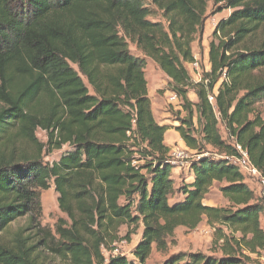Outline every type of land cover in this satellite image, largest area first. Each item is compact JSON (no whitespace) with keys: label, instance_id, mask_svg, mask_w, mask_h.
I'll use <instances>...</instances> for the list:
<instances>
[{"label":"trees","instance_id":"trees-1","mask_svg":"<svg viewBox=\"0 0 264 264\" xmlns=\"http://www.w3.org/2000/svg\"><path fill=\"white\" fill-rule=\"evenodd\" d=\"M209 3L213 14L231 12L212 32L210 70L194 82L186 66L196 62L191 45L201 47ZM146 58L178 96L184 115L175 130L197 155L193 181L176 188ZM262 100L264 0H0V232L29 216L36 239L21 229L0 242V264H46L44 253L59 264H147L153 248L167 252L178 227L192 231L203 220L230 231L217 229L222 256L176 252L159 264H248L264 250V186L256 198L227 158L239 145L264 177ZM37 129L52 149L69 150L45 164ZM20 144L38 150L25 154ZM207 146L216 153L206 155ZM51 183L65 215L54 231L34 223ZM213 183H224L227 207L203 204ZM130 225L142 228L132 258L105 257L130 240L118 235Z\"/></svg>","mask_w":264,"mask_h":264},{"label":"rangeland","instance_id":"rangeland-1","mask_svg":"<svg viewBox=\"0 0 264 264\" xmlns=\"http://www.w3.org/2000/svg\"><path fill=\"white\" fill-rule=\"evenodd\" d=\"M145 4L148 3L145 1ZM150 6V5H149ZM152 8V7H151ZM154 9V8H152ZM231 10H223L217 14H213L212 4L209 3L207 7V18L204 23V34L202 37L201 47H198V43L195 41L192 43L191 48L193 49V53L198 54V58L196 62L200 66L198 70H194L191 67H187L190 76L194 82H199L202 75V67H204L205 58L208 57V45L212 41V32L216 24L227 18L230 14ZM155 18L151 19H159V13L155 12ZM162 21V20H161ZM163 23V21H162ZM129 50L131 53L139 54L136 51L134 45L129 44ZM208 63V62H207ZM144 75L147 81V88L150 90L153 88L154 93L150 98L151 107L155 110V118L156 120H160L161 117H166L167 121L170 124H173L175 127L179 126L178 119L183 117V112L181 111L180 106L171 105L168 103L166 96L164 95V89L166 87V77L164 74L157 68V66L148 58H146V66L144 69ZM219 84L214 88L215 92L218 89ZM256 111L264 114V100L260 101L256 105ZM176 128L173 127V130ZM219 132L223 139L226 138V134L221 125H219ZM178 133V132H177ZM36 139L39 144L43 145L42 149V157L45 164H51L57 161L60 156L69 150L68 146L64 145L60 149H52L51 145L48 144V138L46 133L41 129H37L36 131ZM21 151L25 154H36L38 148L36 146L32 147L29 145L20 144ZM173 149H179L180 151H186L188 153V157L180 164L178 167H174L171 170V176L174 179V187L183 181V183L189 182L191 180V171L189 168L190 162L197 158V155L194 151L189 150L184 143L182 145L176 144ZM206 155L215 154L216 151L211 147L207 146ZM245 183L247 186L253 191L256 198H259L261 195L262 188L255 177L244 176ZM224 183H213L210 187L208 193L205 195L203 199V204L210 207H227L228 203L222 196L219 191V188L223 186ZM174 195H172L173 197ZM174 198V197H173ZM58 194L55 192L52 183L50 184V188L47 190L40 191V205L41 211L39 215L35 217V225H40L43 228H48L54 231L56 222L60 218L65 219V215H63L58 208ZM169 202L171 200L169 199ZM29 216L21 217L12 222L4 231L0 232V242L6 243L10 241L14 234L23 229L24 232L22 235L24 237H28L32 242H35V233L33 229H31L32 225L29 224ZM260 226L264 230V211L260 214ZM214 227V228H213ZM213 227L209 226L206 223V220H203L200 225L192 231L186 230L183 227H178L173 236L168 240V249L166 253H158L155 248L151 253L150 258L147 261V264H159L164 259H166L170 254L176 252H186V253H196L200 252L204 255L213 256L215 258H220L222 256L220 250L221 242H217L219 233L217 229L220 228L226 234L230 233L225 227H221L219 225H214ZM142 228L141 226H137L136 228L132 225L130 226H122L119 228V237H123L127 232L129 234V241H121L114 244V247L118 250L119 255H124L127 258H132V250L133 245L136 241L139 240L141 235ZM238 236V234H235ZM247 255V253H244ZM109 252L104 251V256L108 257ZM251 261L248 264H264V250L260 251L257 255H249ZM43 258H45L46 264H59V261L52 256L44 253Z\"/></svg>","mask_w":264,"mask_h":264},{"label":"built area","instance_id":"built-area-1","mask_svg":"<svg viewBox=\"0 0 264 264\" xmlns=\"http://www.w3.org/2000/svg\"><path fill=\"white\" fill-rule=\"evenodd\" d=\"M190 67L193 68L194 70L199 69V65L197 62H194L193 64H190ZM216 95L215 89L213 90L212 95H209L208 101L210 103L214 102V97ZM166 98L169 104L175 105V106H180V101L178 96L171 92V91H166ZM237 152V155L234 157L227 158L231 163L237 166V168L245 175L249 177H255L261 188L264 186V177L262 174L250 163L247 153L245 150H243L239 145L234 146ZM170 156V163L174 167L180 166L182 162L188 157V153L186 151H180L179 149H173L172 151L169 152ZM111 255H119L118 250L116 247L109 253Z\"/></svg>","mask_w":264,"mask_h":264},{"label":"crops","instance_id":"crops-1","mask_svg":"<svg viewBox=\"0 0 264 264\" xmlns=\"http://www.w3.org/2000/svg\"><path fill=\"white\" fill-rule=\"evenodd\" d=\"M193 50V49H192ZM193 52V51H192ZM193 56H194V59L195 60H197V58H198V54L197 53H193ZM146 60V59H145ZM208 62V57L207 58H205V61H204V67H203V70L204 71H206V72H208L209 70H210V65H209V62ZM186 67H190V65H187ZM146 79V78H145ZM166 82H167V78H166ZM154 88V87H153ZM153 88L150 90L149 88H147V90H148V96H149V98H151V96L153 95V93H154V90H153ZM167 83H166V87H165V89H164V95L166 96V91H167ZM188 98H189V100L191 101V102H196V95H195V93L193 92V91H190L189 93H188ZM151 110H152V113H153V117H154V119H155V121L159 124V125H161V126H164V127H167L168 129H167V131L165 132V135H164V143H165V145L170 149V151H172L173 150V148L175 147V145L176 144H178V145H182V140H181V138H180V136H179V134L176 132V131H174L173 130V127L174 128H176L173 124H170L166 119V117H161V119L160 120H156V118H155V115H154V113H155V110L157 111V109H154V108H152L151 107ZM172 170V169H171ZM171 178H172V176H171ZM173 179V178H172ZM173 181H174V179H173ZM193 181V176H192V172H191V180L189 181V182H186V183H191ZM181 183H183V181H180V183L177 185V187L181 184ZM176 188V187H175ZM175 199H181V196L179 195V194H177V193H175L174 194V196H173ZM141 236V235H140ZM139 240H140V238H139ZM139 240L138 241H136L135 243H134V245H133V249H134V247L136 246V244L139 242ZM133 251V250H132Z\"/></svg>","mask_w":264,"mask_h":264}]
</instances>
